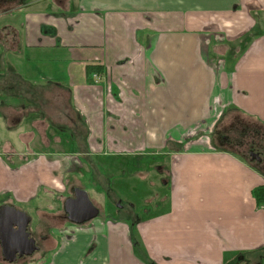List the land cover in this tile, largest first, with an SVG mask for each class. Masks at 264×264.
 Returning a JSON list of instances; mask_svg holds the SVG:
<instances>
[{
    "label": "crops",
    "instance_id": "obj_1",
    "mask_svg": "<svg viewBox=\"0 0 264 264\" xmlns=\"http://www.w3.org/2000/svg\"><path fill=\"white\" fill-rule=\"evenodd\" d=\"M1 17L16 36L0 52V206L37 234L71 175L102 215L60 218L61 247L29 262L264 264V165L245 154L264 143V0H0ZM195 128L214 148L177 151ZM136 173L164 186L142 212Z\"/></svg>",
    "mask_w": 264,
    "mask_h": 264
},
{
    "label": "rangeland",
    "instance_id": "obj_2",
    "mask_svg": "<svg viewBox=\"0 0 264 264\" xmlns=\"http://www.w3.org/2000/svg\"><path fill=\"white\" fill-rule=\"evenodd\" d=\"M5 21H6V18L5 17H3V18L1 17L0 18V29H2V30H0V52L3 51V46H6L7 48L8 47H11L9 45V43H5V40L7 38L9 40H11V39H13L14 36H16L15 33H14V35L11 34L10 36H9V34L8 35L6 34L7 32L4 31L6 29V26H4L6 24ZM13 44L14 43H12V47H15L16 44H14V45ZM9 54L12 55L11 53H9ZM29 55H30V53H29ZM12 56H14V55H12ZM17 86H18V84H17ZM17 88L19 89V87H17ZM18 89L13 90V91L15 92ZM217 115H219V114H217ZM199 133H200L199 130L197 128H195V130L193 131V133H187V134L185 133V135H184L185 137H183L181 140H178V141L179 142H183L186 139L187 140H191L192 137H196V140H194L193 142H189L188 145H187V149L190 150V148L192 147V145L201 143L202 141L206 142L205 139L199 138L200 136L198 137ZM172 135L175 136V133H172ZM210 138H211L210 139V146L213 149L214 148L213 144H214L215 137L214 136L213 137L210 136ZM255 142H259V140L256 139ZM252 143L253 142H251L249 145H251ZM261 143H263V141ZM79 146H81V145H75V152H81V151L84 150V149H82V150L81 149H77V147H79ZM263 146H264V144H263ZM87 147H88V144L86 145L85 152L86 151H90V149H88ZM182 149L183 148H181V150ZM108 152H110V151H108ZM139 153L141 154V152H139ZM78 154H81V153H78ZM96 155H99V154H96ZM143 155H146V152L145 151H144V154ZM100 156L104 157L103 155H100ZM119 157H121V155H119L118 157L115 156L114 158H109V161H108L109 162L108 163L109 166H108L107 171H109L110 174L116 173V169L119 170V168L122 166L120 164L119 160H117ZM247 158L250 159V161L258 164L257 160H254L255 158L252 159V158H249V156H247ZM110 159H112V160H110ZM77 162H78L77 168H80V169H85L86 168V169H88L87 165L85 164V162L83 160H80V161L77 160ZM145 163H146V161H143L142 162V165L141 164L140 165L142 167H144L145 166ZM69 173H71V172H69ZM127 173H131L130 170H128ZM159 177H160L159 174L155 175V178L156 179H159ZM76 178H77V175H76ZM130 178H131L132 181H134V184H139L140 186H144V188H143L144 194H141L139 196H137L136 193H128L127 194L129 196L128 197L129 200H134V205H136V210H138V212H142L143 208L148 204V200L150 198H152L153 194L156 193V191H158L160 189L162 190L164 188V186H163V184L161 182H158L156 184L155 188H154V192L152 193V192H148V189L147 188H148L149 185L144 180H141V177H140V175L138 173L131 174L130 175ZM114 181H115V179H114ZM120 181L124 184V187L128 184V182H129V184H132V181H128V180L127 181H123L122 179ZM76 186L77 187H81V188L84 189V187H82L79 182H77L74 178H72L71 175L64 177V179H63V188L58 189L56 191L54 190L52 196L49 198V201H48V202H52V204H54V205H57L56 207H59V210H55L54 205H50L49 207H50L51 212H52L51 214H43L41 217H40V215L36 216V214H34L35 218L36 217H37V219L38 218H41V222H40L39 225H41L43 223V227L42 228H39V230H37V235H44L49 240L50 239L52 240V241L50 240L49 242L45 243V246L43 248V250H45L44 252L41 251L42 253L41 252H38L37 254H35V256L36 255H40V256L41 255H45L47 258L44 256L43 261H46V259L49 260V258L52 257L54 250L56 251L62 245L61 244V236H60V234L59 235L57 234L58 233V230L57 229L51 230V229L52 228H58L59 229L60 227H58V226L61 225L62 222H64L63 224L66 225V222L65 221H61L60 220V217H58V216L60 214H62V212H63V206L65 204V200L68 197L71 196V194L73 193L72 188L73 187H76ZM85 186L87 187V191L88 190H91L92 188H94L91 183H86ZM112 186H113V189L114 190L117 189L115 185H112ZM137 187L138 186L136 185V188ZM140 191H141V187L138 188V192H140ZM111 195L113 196L114 193L112 192ZM108 199H110V198L108 197ZM46 204H47V202L45 203V205ZM108 204L109 205H107V207H104L103 209H101L102 210V213H105V215H115L118 208L115 205L114 199L112 200V202H109ZM47 212H48L47 210L44 211V213H47ZM141 216H143V213H141ZM101 217H102V215H99L95 219H100ZM92 221H90L88 224H86V223H84V224L89 225ZM39 225H38V223L36 224L37 227H39ZM65 225L61 226L62 228L60 230H62L63 228H65ZM68 225H75V224H72L70 221H68ZM61 235H63V234H61ZM93 248L94 247H92V249ZM35 256H33V257H35ZM0 259H1L0 264H33V262H29L30 259H31V257L28 258V259H26V260H23L22 259L21 261H18L17 263L16 262L15 263H8V262L2 260V258H0Z\"/></svg>",
    "mask_w": 264,
    "mask_h": 264
},
{
    "label": "water",
    "instance_id": "obj_3",
    "mask_svg": "<svg viewBox=\"0 0 264 264\" xmlns=\"http://www.w3.org/2000/svg\"><path fill=\"white\" fill-rule=\"evenodd\" d=\"M252 159L256 154L251 153ZM69 218L76 224H84L99 215V208L93 203L88 192L80 187L75 189V197L65 203ZM31 216L14 205L0 206V240L4 259L10 263L17 257L30 256L39 247L31 237L29 224Z\"/></svg>",
    "mask_w": 264,
    "mask_h": 264
},
{
    "label": "flooded vegetation",
    "instance_id": "obj_4",
    "mask_svg": "<svg viewBox=\"0 0 264 264\" xmlns=\"http://www.w3.org/2000/svg\"><path fill=\"white\" fill-rule=\"evenodd\" d=\"M263 144L264 143H261V142H255V140H253V143L250 145V147H248V149H247V152L245 153L246 154V156H249V158H252V155H251V153H254V155L256 154V156H255V159L254 160H257V162L259 163V164H261V165H264V146H263ZM178 146V145H177ZM77 188V186L76 187H73L72 188V191H73V193L75 192V189ZM71 194V196L70 197H68L66 200H65V203L67 202V200L68 199H70V198H74L75 197V193L74 194ZM58 216V215H57ZM58 217H60L62 220H65L66 222H68V221H70L72 224H76V223H74V222H72L71 220H70V216H69V213L67 212V210H66V208H65V204H64V206H63V212H62V214H60ZM87 223V222H86ZM79 225H81V224H79ZM30 231V230H29ZM31 237H34L35 238V242H36V245L39 247L38 249H36L35 251H34V253L32 254V255H30V256H22V257H17V259H16V263L18 262V261H21L22 259L23 260H26V259H28V258H30V257H32L33 255H35L36 253H38V252H44L45 250H43V248H44V246H45V243H47V242H49V239L48 238H46V236H44V235H37V234H35V233H32L31 232ZM41 252V253H42ZM0 258H2V260H4V261H6L5 259H4V255H3V251H2V246H1V240H0ZM0 261H1V259H0ZM6 262H8V261H6ZM15 262H13V263H15ZM28 262V261H27ZM8 263H10V262H8Z\"/></svg>",
    "mask_w": 264,
    "mask_h": 264
},
{
    "label": "trees",
    "instance_id": "obj_5",
    "mask_svg": "<svg viewBox=\"0 0 264 264\" xmlns=\"http://www.w3.org/2000/svg\"><path fill=\"white\" fill-rule=\"evenodd\" d=\"M100 65H88V71L90 72V73H92V72H97V73H103V68H101V67H99ZM178 147V150L177 151H179L182 147H181V145H178L177 146ZM254 195H255V197H256V199H257V201H258V204L260 205V206H264V185H262V186H260L259 188H257L255 191H254Z\"/></svg>",
    "mask_w": 264,
    "mask_h": 264
},
{
    "label": "built area",
    "instance_id": "obj_6",
    "mask_svg": "<svg viewBox=\"0 0 264 264\" xmlns=\"http://www.w3.org/2000/svg\"><path fill=\"white\" fill-rule=\"evenodd\" d=\"M197 129H198V128H197ZM194 130H195V129H192L190 133H193ZM198 130H199V129H198ZM212 130H213V129H212ZM173 138H174V137H173ZM194 140H196V138H195V137H192V139L189 140V141H187V142H186V141L179 142L178 140H176V141H174V142L177 143L178 145H181V147L184 148V146L187 147L188 143H189V142H192V141H194ZM171 141H173V140L171 139ZM205 141L207 142V144L209 145V147H211V146H210V137H208V138L205 137ZM213 146H214V145H213Z\"/></svg>",
    "mask_w": 264,
    "mask_h": 264
}]
</instances>
